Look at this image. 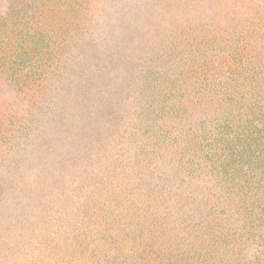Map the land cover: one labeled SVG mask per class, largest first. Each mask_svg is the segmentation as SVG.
Here are the masks:
<instances>
[{
  "label": "rangeland",
  "instance_id": "1",
  "mask_svg": "<svg viewBox=\"0 0 264 264\" xmlns=\"http://www.w3.org/2000/svg\"><path fill=\"white\" fill-rule=\"evenodd\" d=\"M0 264H264V0H0Z\"/></svg>",
  "mask_w": 264,
  "mask_h": 264
}]
</instances>
